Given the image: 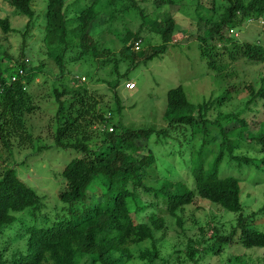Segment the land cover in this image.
Wrapping results in <instances>:
<instances>
[{"label":"trees","instance_id":"1","mask_svg":"<svg viewBox=\"0 0 264 264\" xmlns=\"http://www.w3.org/2000/svg\"><path fill=\"white\" fill-rule=\"evenodd\" d=\"M4 1L15 8L19 15L29 19L24 34L27 35L35 17L34 0ZM67 2L68 0H47L44 43L58 63L61 82L63 78H69L60 87L54 85V96L58 105L55 146L78 154V158L72 159L61 173L65 182L59 198L69 207L62 205V210H55L57 219L49 228L25 227L22 224L21 227L18 226L14 233L15 238H23L25 245L22 249L11 252L8 248L0 250V264H127L136 259V254L146 264H157L162 257L157 246L156 233L167 229L165 215L174 219L177 227L185 232L183 214L200 201L236 214L237 220L229 227L225 224H211L207 229H201V238L196 242L189 237L185 256L190 261L195 257L199 258L203 252L216 253L224 245L264 248V232L253 228V221L264 212V207L259 213L244 214L240 186L242 179L221 174L225 163L247 173L253 166L256 169L264 166V77L260 80L259 89L253 84L242 89L248 95L246 108L254 109L255 113H251L261 118L258 124L256 119H248L244 113L222 114L219 121H210L206 117L214 102L194 106L190 104L183 87H179L168 93L166 118L170 122L167 128L124 129L117 125L113 132H109L112 116L123 110L117 93L118 82H110L116 110L98 108L99 103L87 85L76 86V79L67 77L64 66L66 54L76 48L75 56L70 57L73 61L101 57L105 52L92 35L96 27L106 21L103 13L107 10L114 11L107 19L111 23L119 13L117 6L123 7L132 2L137 9L138 1L93 0L72 19L66 14ZM217 2L218 0H154L153 5L155 11L165 14H168V10L164 9L165 5H170L171 8L180 7L181 12L183 7L193 8L198 18L197 40L200 42L202 57L210 70L222 72L223 76L229 78L232 75L227 73V67L236 63L240 57L253 64L264 63L262 46H228L232 38L224 33L246 19L264 17V0H223L226 6L220 9ZM206 7L210 8L207 12L204 9ZM140 11L142 19L148 26H152L154 23L152 24V20L147 21L145 10ZM217 15L220 20H217ZM166 17L153 26V30L166 45L155 47L146 56L131 53L134 63L148 62L167 51L174 40L176 23L172 18ZM190 24L194 23L190 21ZM0 27L7 34L13 31L8 18L0 19ZM124 36L122 56L131 52L128 43L132 39H141L139 33L127 32ZM74 39L77 44L72 46ZM220 44H224V47L221 48ZM21 56L22 60H14L12 63L24 71L23 75L18 69L11 72L10 68H6L3 71L0 63V146L11 156L13 138L22 144L31 141V134L26 128V116L39 108L34 103L32 94L28 92V88L37 79L36 71L39 68L25 62L24 50ZM3 60L0 52V62ZM15 74L17 81L13 82L12 77ZM182 112H186L188 116L178 117ZM107 115L110 117L107 118ZM94 119L106 127L103 145L97 149H92L88 143L94 134L91 129ZM175 128H179V131L186 129L184 134L189 145L193 143L190 152L192 168L188 172L192 180L188 184L183 180L175 182L165 179L162 186H157L156 181L160 178L156 174L158 160L153 149H148V141L153 136L170 137V133H177ZM143 141L145 145L142 144ZM244 144L249 145L248 147L256 145L261 157L254 158L249 151L244 154L238 152ZM0 159H3L2 156ZM96 181L101 182L106 191L103 189L104 193L99 198H91L90 188L92 189ZM146 197L152 199L148 201ZM42 200L22 180L15 167L7 166L0 170V237L9 228H16V213L27 209L42 210ZM130 200L132 201L129 203ZM145 210L149 211L144 213ZM42 217L48 220L43 214ZM146 241H149L151 247L135 253L134 248ZM205 245V250H202ZM162 263L170 264L164 259Z\"/></svg>","mask_w":264,"mask_h":264},{"label":"rangeland","instance_id":"2","mask_svg":"<svg viewBox=\"0 0 264 264\" xmlns=\"http://www.w3.org/2000/svg\"><path fill=\"white\" fill-rule=\"evenodd\" d=\"M92 1L68 0L66 7L68 18L77 17L80 10L89 6ZM137 1V9L133 7L132 2H128L123 7L117 6L119 13L116 14V19L113 22L110 21L111 23H108L107 19L114 11L107 10L103 13L106 21L98 25L92 35L98 41L101 50L105 52L101 57L73 61L70 57L75 56L76 48L73 52L69 51L66 54L67 59L64 66L67 77H85V84L99 103L98 108L105 107L109 111H111L110 109L116 110L114 92L110 89V82H118L117 93L123 110L120 114L115 113L112 116L109 127L118 125L124 129L155 128L157 130L167 128L170 122L166 118L168 93L179 87H183L190 104L194 106L209 101L214 102L206 117L210 121H219L218 118H222V114L233 115L234 113H244L248 119H256V124L261 121V118L259 119L251 113H255L254 109L246 108L248 95L242 89L244 90L250 84L259 89L260 80L264 77V63L253 64L240 57L236 60L237 62L235 61L236 63L227 67V73L232 76L226 78L222 72L210 70L206 60L202 57L200 42L197 40L198 18H196L197 15L194 14L193 8L183 7L181 12L179 11L180 7L171 8L170 5H165L164 9L168 10V14H165L162 11H155L154 0ZM244 1L249 2L250 0ZM46 6L47 0H34L35 17L29 33L24 35L29 19L19 15L17 10L4 0H0V19L8 18L11 29H13L7 34L0 27V52L4 58L0 62L3 65L2 70L6 71V68H10L11 72L17 70L12 61L22 60L23 50L26 59L30 60L29 65L33 64L39 68L36 71L35 83L28 88V92L34 97V103L39 107L33 114L26 116V128L31 134V141L22 144L13 138L12 156L0 146V156L3 158L0 159V170L7 166L15 167L22 180L43 198L44 208L42 210L27 209L22 213L15 214L17 217L16 228H9L0 237V250L8 248L10 252L14 249H22L25 245L23 238L20 240L15 238L14 233L18 230V226L22 224L25 227L49 228L57 219L55 210H62V205L69 207L63 204L59 198L65 182L61 173L72 159L78 158L77 153L59 149L54 142L58 126L55 119L58 105L55 101L54 85L57 84L60 87L61 83L68 82L69 78H63V82H61L58 63L50 55L52 52L47 49L44 43ZM217 6L220 9L226 4L223 3V0H218ZM132 8L135 10L130 12ZM204 9H206L205 12L210 10L209 7ZM140 10H145L144 15L147 17V21L152 20V24L154 23L152 26H148L142 19ZM149 16L151 17L148 18ZM166 16L172 18L176 23L172 44L164 54L158 55L148 62L131 66V59L121 54L124 35L127 32L139 33L143 39V50H141L143 52H140V55L146 56L154 50V47L162 44V39L153 30V26ZM189 16H192L191 19L187 18ZM216 18L220 20L218 15ZM187 19L189 23H187ZM190 21L194 24L191 25ZM234 31L240 33V37L235 42L237 47L248 43L258 44L264 48V26L242 24L235 27L232 32L234 33ZM228 32L225 30V35H228ZM72 37H75L74 33ZM131 43L132 40L128 43L130 48ZM75 44H77L76 39L71 45ZM132 81L137 84L136 89L127 90L125 84ZM223 98L226 99L221 103ZM109 115L106 117L109 118ZM177 116H188V114L182 112ZM100 123L94 119V124L91 127L94 134L88 143L92 149L103 145L102 139L106 129ZM186 128L189 127L186 126ZM185 130L179 131V128H175L177 133H170V137L153 136L148 141V149H153L156 160H158L156 174L160 178L156 181L157 186L160 184L162 186L165 179L175 182L183 180L188 184L191 182L192 176L188 172L192 168L193 159L190 152L193 143L189 145L188 138L184 134ZM190 130L193 131V128L190 127ZM19 144L23 146L20 147ZM142 144L145 145V142L143 141ZM248 146L244 144L242 150H238V152L244 154L249 151L254 158L261 157L256 145ZM221 174L242 179L240 186L243 213L247 215L252 212L259 213V210L264 207V166L260 169L253 166L247 173L225 163L221 168ZM103 189L105 192V186L103 187L101 182H94L92 189L90 188L91 198L102 196ZM152 197L154 198L153 193ZM151 199V197L147 198L148 201ZM141 205L142 202H140L139 208ZM148 211L145 210L144 213ZM42 214L48 220H44ZM183 215L185 232L177 227L174 219L165 215L167 229L162 233H156L157 246L160 249L162 260L164 259L170 264H264V248H246L237 244L222 246L219 254V251L216 253L206 252L205 254L203 252L199 258L195 257L190 261L185 256L189 237L194 238V242L198 241L201 238V229H207L211 224H225L229 227L237 220V215L205 201L190 206ZM259 215L261 217L258 216L256 221H253L255 223L253 228L264 232V212ZM146 247H151L149 241L135 247V253H139ZM205 247L206 245L202 250H205ZM135 258L127 264H146L140 260L142 258L137 254ZM162 260L157 264H163Z\"/></svg>","mask_w":264,"mask_h":264},{"label":"clouds","instance_id":"3","mask_svg":"<svg viewBox=\"0 0 264 264\" xmlns=\"http://www.w3.org/2000/svg\"><path fill=\"white\" fill-rule=\"evenodd\" d=\"M242 24H246V25L258 24V25L264 26V17H259V18H256V19L255 18H249V19L244 20V22H242L241 24H239L237 26H241ZM237 26H235V27H237ZM235 27H233L232 29H230V31L228 30L230 32V33L228 32V36L232 38V41H230L228 43V46L234 45L235 42H236V40H238L237 38L240 37V33L238 31H234V33L232 32ZM168 44H170V43H168ZM171 44H172V42H171ZM246 44H248V43H246ZM246 44H243V45H246ZM162 45L164 46V45H166V43H164L162 41V44L160 46H162ZM250 45H256V44H250ZM142 46H143V39L142 38L139 39V40L132 39L131 48H130V51L131 50L132 51L129 54L125 55L126 58L131 59V66H136L137 64H141L142 63V62L141 63H134L133 59L130 56L131 53H137V54L140 55L141 50H143V47ZM160 46H157V47H160ZM220 47L223 48L224 47V44H220ZM26 62L29 64L30 63V60L29 59H26ZM16 69H18L17 71L20 72V69L19 68L16 67ZM15 76H16V74L13 77H15ZM72 77H74L76 79L75 80L76 82H74L76 84V86H81L82 84H85V82H86L85 77H80V76H72ZM131 84H134V87L131 88V89H129V86H127V85H131ZM136 87H137V84L134 81L128 82L127 84H125V88L127 90H130V91L135 90ZM104 128L106 129L105 126H104ZM113 131H114V127H109V132H113Z\"/></svg>","mask_w":264,"mask_h":264},{"label":"built area","instance_id":"4","mask_svg":"<svg viewBox=\"0 0 264 264\" xmlns=\"http://www.w3.org/2000/svg\"><path fill=\"white\" fill-rule=\"evenodd\" d=\"M20 74H21V75H23V74H24V71H23L22 69H20ZM12 81H13V82L17 81V77H16V76H15V77H13V78H12ZM127 86H129V89H131V88H133V87H134V84L127 85Z\"/></svg>","mask_w":264,"mask_h":264}]
</instances>
